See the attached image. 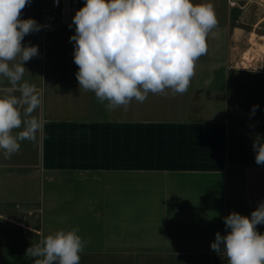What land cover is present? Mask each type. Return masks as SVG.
I'll list each match as a JSON object with an SVG mask.
<instances>
[{
	"label": "crops",
	"instance_id": "1",
	"mask_svg": "<svg viewBox=\"0 0 264 264\" xmlns=\"http://www.w3.org/2000/svg\"><path fill=\"white\" fill-rule=\"evenodd\" d=\"M234 1L192 0L211 3L218 24L188 90L149 93L127 110L79 88L69 25L86 0H61L57 26L24 37L39 47L24 79L42 93L33 115L45 123L10 159L0 150V264H33L27 248L73 228L87 241L79 264L151 254L149 264H228L210 247L230 231L224 217H250L264 201L252 147L264 136V4L254 13L253 0ZM42 4L31 0L20 19L42 25Z\"/></svg>",
	"mask_w": 264,
	"mask_h": 264
},
{
	"label": "clouds",
	"instance_id": "2",
	"mask_svg": "<svg viewBox=\"0 0 264 264\" xmlns=\"http://www.w3.org/2000/svg\"><path fill=\"white\" fill-rule=\"evenodd\" d=\"M30 3L0 0V77L7 81L0 87V150L5 159L18 153L23 141H34L45 123L33 115L42 105V93L24 79V64L39 55V47L21 42L44 27L33 18L20 19ZM217 24L211 3L86 0L69 25H75L69 42H74L79 88L95 93L100 103L107 101L110 111L127 110L133 100L143 103L149 93L166 95V89L183 94L195 75L196 61L206 54L207 35ZM258 107L252 106L251 115ZM252 147L256 164L264 165V136L257 133ZM260 224L264 201L250 217L235 211L224 217L230 231L217 232L210 247L225 255L228 264H264V234L256 230ZM78 232L58 230L27 248L25 255L33 264H79L87 241Z\"/></svg>",
	"mask_w": 264,
	"mask_h": 264
},
{
	"label": "built area",
	"instance_id": "3",
	"mask_svg": "<svg viewBox=\"0 0 264 264\" xmlns=\"http://www.w3.org/2000/svg\"><path fill=\"white\" fill-rule=\"evenodd\" d=\"M264 2V0H261ZM235 4V1L232 0ZM61 5V0H43L42 4V28L43 36L45 37L47 33L52 31L60 21L59 8Z\"/></svg>",
	"mask_w": 264,
	"mask_h": 264
},
{
	"label": "rangeland",
	"instance_id": "4",
	"mask_svg": "<svg viewBox=\"0 0 264 264\" xmlns=\"http://www.w3.org/2000/svg\"><path fill=\"white\" fill-rule=\"evenodd\" d=\"M261 3L264 4V2L261 1V0H253V2H252L253 5H252V8H251L252 9V12H254V11L256 12L257 7L260 6ZM141 255H143V254H141ZM151 255L150 256L147 255L146 257H142L141 258V264H149L148 257L153 258ZM143 258H145V259H143ZM151 261H152V259H151ZM29 263H32V262L30 261ZM165 264H167V263H165Z\"/></svg>",
	"mask_w": 264,
	"mask_h": 264
}]
</instances>
